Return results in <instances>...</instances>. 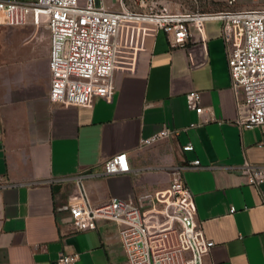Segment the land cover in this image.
Returning <instances> with one entry per match:
<instances>
[{
	"label": "crops",
	"instance_id": "0c3cea01",
	"mask_svg": "<svg viewBox=\"0 0 264 264\" xmlns=\"http://www.w3.org/2000/svg\"><path fill=\"white\" fill-rule=\"evenodd\" d=\"M205 35L206 63L189 66L159 31L146 37L134 71H114L111 101L96 95L90 106H65L48 98L45 20L0 25V264H55L62 253H77L76 264H120L113 225L72 226L76 177L93 204L117 197L144 208L146 195L167 185L169 167L193 160L201 166L183 177L196 222L214 242L205 263L264 264V183L250 185L241 167L264 165V137L236 122L221 21L208 20ZM191 90L200 93V114L187 107ZM163 128L177 134L139 145ZM187 143L192 150L182 149ZM119 152L130 170L103 174V162Z\"/></svg>",
	"mask_w": 264,
	"mask_h": 264
},
{
	"label": "built area",
	"instance_id": "2783aa9c",
	"mask_svg": "<svg viewBox=\"0 0 264 264\" xmlns=\"http://www.w3.org/2000/svg\"><path fill=\"white\" fill-rule=\"evenodd\" d=\"M0 0V25L21 26L29 17L35 24L45 20L49 30L50 86L48 98L65 106H90L94 96L111 101L116 70L132 72L144 49L146 37L165 33L170 46L186 53L189 66L208 58L205 24L221 21L231 88L237 103L240 128L260 127L264 137V6L207 12L173 11L159 0ZM235 0H228L232 4ZM116 6V8L114 7ZM187 107L203 112L200 93L188 91ZM195 126V124H191ZM177 134L167 128L142 137L140 146ZM261 144V143H260ZM184 151L192 150L191 143ZM199 167V160L173 165L169 181L144 198L140 208L131 200L112 197L93 204L86 193L83 175L68 198L75 230H95L108 222L116 229L124 260L120 264H206L214 242L196 222L193 194L183 170ZM103 174L129 171L126 152L103 162ZM247 182L264 183V165H241ZM4 183L0 179V187ZM230 211H234L231 207ZM77 253H62L55 264H76ZM211 264V263H210Z\"/></svg>",
	"mask_w": 264,
	"mask_h": 264
},
{
	"label": "rangeland",
	"instance_id": "374dc122",
	"mask_svg": "<svg viewBox=\"0 0 264 264\" xmlns=\"http://www.w3.org/2000/svg\"><path fill=\"white\" fill-rule=\"evenodd\" d=\"M173 11L199 10L216 12L221 10L256 8L264 6V0H235L232 4L228 0H159ZM105 5L111 3L106 0ZM116 8V6H114Z\"/></svg>",
	"mask_w": 264,
	"mask_h": 264
}]
</instances>
